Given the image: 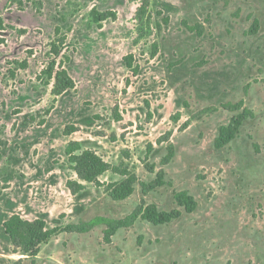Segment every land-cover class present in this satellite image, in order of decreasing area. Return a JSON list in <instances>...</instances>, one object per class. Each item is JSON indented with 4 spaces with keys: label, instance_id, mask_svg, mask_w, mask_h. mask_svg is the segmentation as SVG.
<instances>
[{
    "label": "rangeland",
    "instance_id": "rangeland-1",
    "mask_svg": "<svg viewBox=\"0 0 264 264\" xmlns=\"http://www.w3.org/2000/svg\"><path fill=\"white\" fill-rule=\"evenodd\" d=\"M92 9L113 11L116 20L98 29ZM182 21L201 24L202 36ZM61 37L55 56L50 44ZM128 54L136 76L123 63ZM23 60L27 68L18 69ZM50 62H62L75 85L55 99L54 79L41 75ZM240 100L252 117L216 150L219 128L238 114L223 105ZM68 125L77 131L64 136ZM70 141L110 165L100 186L72 170ZM169 144L175 156L162 166ZM123 170L138 183L129 198L113 201L106 185L121 182ZM160 170L166 185L143 195L139 184ZM69 181L84 190L72 195ZM180 191L194 198V212L176 206L172 194ZM142 201L181 216L161 226L138 219L109 244L103 226L62 234L41 246L35 264H264V0H0V264H31L4 234L13 214L51 228L122 219Z\"/></svg>",
    "mask_w": 264,
    "mask_h": 264
},
{
    "label": "trees",
    "instance_id": "trees-1",
    "mask_svg": "<svg viewBox=\"0 0 264 264\" xmlns=\"http://www.w3.org/2000/svg\"><path fill=\"white\" fill-rule=\"evenodd\" d=\"M91 22L96 25L98 29L102 28V23L107 20H116V14L113 11L99 12L96 9H92L89 13ZM164 23L168 24L169 18H164ZM183 28L190 32L195 33L197 36H202L203 27L201 24L190 25L186 21L181 22ZM258 30V21L254 20L248 33L254 35ZM59 28H55V36L59 35ZM65 37L57 38L55 42L50 44V53L57 56L59 49L64 45ZM158 46L156 43L152 44V51L150 58H155L157 54ZM69 57L64 58L63 63L69 62ZM63 63L60 62L58 65L55 62H50L46 70L41 72L42 76H45L47 80L54 79L51 94L54 99L61 96L69 90H73L75 85L67 70L63 68ZM123 63L126 69L134 76L139 72V66L134 64V58L132 54H128L123 58ZM16 67L21 70L27 68V61L15 63ZM58 66V71L55 72V67ZM15 72H10V77H14ZM41 76H38L40 79ZM129 83V81H126ZM148 108V104L146 103ZM223 107L230 112H238L237 115L232 117L230 122L221 126L218 130L217 136L213 141V146L216 150H220L229 145L240 133V128L244 121L252 117L251 111L244 107L242 100L235 104H225ZM52 109L49 108L46 114ZM150 117L149 112H147ZM113 119L116 122L121 120L120 116L114 114ZM177 121V117L173 118ZM44 124V121H41ZM77 131V128L68 125L64 128V136H70ZM166 142L168 141L170 134H167ZM164 141V140H163ZM161 140L158 141L160 143ZM152 152V146L149 145L146 151V158ZM64 153L68 159V162L72 165V170L78 176L79 180L87 184H93L100 186L99 178L105 174L111 167L109 164L104 162L97 154L91 150L82 151L81 145L78 142H68ZM175 156L174 147L169 144L166 148V154L161 158L160 164L165 166L169 164ZM146 169L149 172L154 171L153 165H146ZM123 180L119 183L107 184L106 188L109 193V197L113 201H123L129 198L133 192L134 187L138 183L137 178L134 174L129 173L127 170L120 172ZM165 174L160 170L155 179L149 183H140L142 194L146 195L159 187L166 185ZM67 189L72 195H76L80 191L84 190L85 186L77 181H69L66 183ZM174 203L178 208L184 210L185 213H192L197 208V203L192 196L185 191L173 192L172 194ZM181 216V212L177 209L171 211H161L154 204L146 205L143 201L137 206L129 215L122 219H111L106 217H94L87 222H80L77 224H67L65 226L48 227L43 219H35L33 221H27L22 219L19 215L13 214L2 224L4 234L9 238L12 246V253L18 254L24 257V259H30L31 264H35L37 256L39 254L42 245L47 244L52 238H55L62 234H87L98 226H103V242L109 244L112 237L117 233L118 230L131 227L138 219L146 221L153 226H161L169 224L177 220Z\"/></svg>",
    "mask_w": 264,
    "mask_h": 264
}]
</instances>
